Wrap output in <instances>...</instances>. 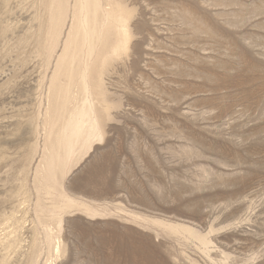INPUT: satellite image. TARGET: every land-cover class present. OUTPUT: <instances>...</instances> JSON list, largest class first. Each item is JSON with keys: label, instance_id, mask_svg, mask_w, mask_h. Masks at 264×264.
<instances>
[{"label": "rangeland", "instance_id": "374dc122", "mask_svg": "<svg viewBox=\"0 0 264 264\" xmlns=\"http://www.w3.org/2000/svg\"><path fill=\"white\" fill-rule=\"evenodd\" d=\"M0 264H264V0H0Z\"/></svg>", "mask_w": 264, "mask_h": 264}]
</instances>
